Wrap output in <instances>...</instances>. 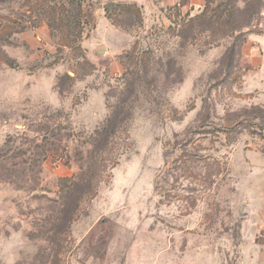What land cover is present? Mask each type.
Instances as JSON below:
<instances>
[{
	"label": "rangeland",
	"instance_id": "374dc122",
	"mask_svg": "<svg viewBox=\"0 0 264 264\" xmlns=\"http://www.w3.org/2000/svg\"><path fill=\"white\" fill-rule=\"evenodd\" d=\"M0 264H264V0H0Z\"/></svg>",
	"mask_w": 264,
	"mask_h": 264
},
{
	"label": "crops",
	"instance_id": "0c3cea01",
	"mask_svg": "<svg viewBox=\"0 0 264 264\" xmlns=\"http://www.w3.org/2000/svg\"><path fill=\"white\" fill-rule=\"evenodd\" d=\"M166 7H174L178 13L188 14L199 11L207 0H159Z\"/></svg>",
	"mask_w": 264,
	"mask_h": 264
},
{
	"label": "trees",
	"instance_id": "16d2710c",
	"mask_svg": "<svg viewBox=\"0 0 264 264\" xmlns=\"http://www.w3.org/2000/svg\"><path fill=\"white\" fill-rule=\"evenodd\" d=\"M45 3V2H44ZM47 3V2H46ZM207 3V2H206ZM111 4H114V3H112L111 2ZM120 5V7L123 9V10H127V6L124 4V5H121V4H119ZM105 10L108 12L109 10H110V7L109 6H106L105 7ZM3 60L5 61V62H7L11 67H15V63H14V61L12 60V58L11 57H9L8 55H6V54H4V56H3ZM189 169H191V168H188V170Z\"/></svg>",
	"mask_w": 264,
	"mask_h": 264
}]
</instances>
